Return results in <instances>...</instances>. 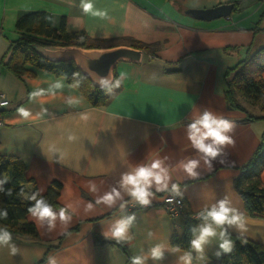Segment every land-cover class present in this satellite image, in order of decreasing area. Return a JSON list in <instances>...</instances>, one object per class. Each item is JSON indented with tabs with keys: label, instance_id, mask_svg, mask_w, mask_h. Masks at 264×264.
<instances>
[{
	"label": "crops",
	"instance_id": "crops-1",
	"mask_svg": "<svg viewBox=\"0 0 264 264\" xmlns=\"http://www.w3.org/2000/svg\"><path fill=\"white\" fill-rule=\"evenodd\" d=\"M91 2L93 11L85 12L81 0H0V91L9 100L0 112V155L24 163L26 186L39 195L53 181L61 183L55 217L29 212L38 239L0 240V264H134L135 257L143 264H188L186 256L190 264H208L233 250L231 239L230 251L220 247L229 239L226 231L264 246V212L248 214L235 187L241 167L261 142L262 112L246 102V111L230 109L225 98L232 69L264 47V0ZM229 3L228 16L203 20L186 13ZM30 12H43L49 27L63 26L69 34L144 43L142 59L116 64L117 85L103 106L91 105L52 71L30 68L33 74L17 75L5 61L10 42L21 36L17 19ZM206 111L233 124L226 133L232 143L218 145L216 157L189 139V125ZM189 160L198 161L196 176L184 168ZM154 161L160 162L154 171L166 180L148 185L144 204L122 180ZM260 177L264 184V168ZM107 194L111 201L104 199ZM167 194L181 197V213L163 208ZM221 201L243 217V227L213 224L215 235L200 250L193 248L200 227L210 222L200 213ZM130 217L125 236H114L118 224ZM188 221L194 222L193 235L182 247L178 240ZM157 246L159 259L151 256Z\"/></svg>",
	"mask_w": 264,
	"mask_h": 264
},
{
	"label": "trees",
	"instance_id": "trees-1",
	"mask_svg": "<svg viewBox=\"0 0 264 264\" xmlns=\"http://www.w3.org/2000/svg\"><path fill=\"white\" fill-rule=\"evenodd\" d=\"M15 28L21 32V36L10 42L6 67L17 75L33 74L30 68L46 69L55 74L64 76L68 83L81 92L93 106H103L111 92L117 85L116 74L113 83L107 88H98L90 79L81 73L73 61H49L39 55L34 49V44L47 45L38 39L39 36L58 40L56 44H77L85 48L111 47L120 44H128L132 47L144 49V43L128 38L91 39L84 33L69 34L60 29L49 27L46 24L43 12H30L21 15ZM81 36L84 41L76 38ZM74 39V43L71 40ZM264 47L253 55H247L232 69V76L227 81L225 98L230 109L246 111L243 102L252 106H259L264 120ZM248 118H253L247 115ZM264 168V132L261 142L253 157L241 167V171L235 180V187L239 191L245 210L248 214H261L264 212V184L261 181V171ZM24 163L12 156L0 155V234L8 232L9 237L26 239H38L37 229L33 222L27 219V214L37 206L38 201L49 206L52 211L59 208V196L61 183L53 181L46 191L39 195L35 190H29L26 184L30 181L25 173ZM33 195L36 199H30ZM223 227V225H220ZM194 222L188 221L183 237L178 240L182 247H188L193 235ZM229 239L233 240L234 248L219 261H211L208 264H264V246L245 239L239 235H233L226 231ZM97 241L113 240L96 236Z\"/></svg>",
	"mask_w": 264,
	"mask_h": 264
},
{
	"label": "clouds",
	"instance_id": "clouds-1",
	"mask_svg": "<svg viewBox=\"0 0 264 264\" xmlns=\"http://www.w3.org/2000/svg\"><path fill=\"white\" fill-rule=\"evenodd\" d=\"M81 7L85 12L93 11V3L91 0H81ZM103 15V13H98ZM233 127V124L230 120L222 117L216 116L212 112L206 111L198 119H195L189 125V139L192 141L193 145L204 152L209 157H216L219 148L218 145L230 144L232 143L231 137L226 135V133ZM206 139H210V143H205ZM198 164L196 160H189L187 164L184 165V168L191 176H196L197 173L194 171ZM160 167L159 161H154L150 166L141 165L136 167L133 172L123 176L122 184L124 186H133L129 189L131 194L138 199L141 203L147 204V197L150 195L147 191L148 185L153 181L159 183L161 180H166V176H162L160 172L154 171ZM163 171V170H161ZM167 186L166 184L164 185ZM173 191L179 194V187L173 186ZM115 195H119V192H116ZM30 199H36V196L33 195ZM104 199L106 201H111L113 199L112 194H107ZM31 211L35 214L38 213L40 217H55V213L49 206L43 204L42 201L37 202V206ZM61 216L64 215L63 211L60 213ZM200 215L205 221H210L205 225H202L199 229V235L191 241L192 247L200 250L202 245L207 242L208 237L215 235V229L213 224L220 226L224 224L228 225H239L243 227V217L237 214L233 209H230L226 206L225 201H221L218 206H213L211 209L201 212ZM131 220V217L127 221H121L118 226L115 228L113 235L117 238H123L127 226ZM221 237H224L225 232L221 230ZM9 239V233L3 232L0 234V240L7 241ZM220 247L228 252L232 248V241L230 239H223ZM219 255V253H217ZM151 256L155 259H159L162 256V251L159 246L154 247L151 250ZM186 262L190 264V258L184 257ZM134 264H143V258L135 257Z\"/></svg>",
	"mask_w": 264,
	"mask_h": 264
},
{
	"label": "water",
	"instance_id": "water-1",
	"mask_svg": "<svg viewBox=\"0 0 264 264\" xmlns=\"http://www.w3.org/2000/svg\"><path fill=\"white\" fill-rule=\"evenodd\" d=\"M232 9L233 4L229 3L208 9H188L186 13L205 20L228 16ZM33 49L49 61H73L79 71L98 88H107L113 83L114 68L118 62H139L143 54L141 49L125 44L94 48L74 44H34ZM2 110L3 108L0 109Z\"/></svg>",
	"mask_w": 264,
	"mask_h": 264
},
{
	"label": "built area",
	"instance_id": "built-area-1",
	"mask_svg": "<svg viewBox=\"0 0 264 264\" xmlns=\"http://www.w3.org/2000/svg\"><path fill=\"white\" fill-rule=\"evenodd\" d=\"M9 105V100L3 92L0 91V109ZM3 120L0 118V125H3ZM163 208L171 215H176L182 212L183 201L181 197L177 195L167 194L163 199Z\"/></svg>",
	"mask_w": 264,
	"mask_h": 264
},
{
	"label": "rangeland",
	"instance_id": "rangeland-1",
	"mask_svg": "<svg viewBox=\"0 0 264 264\" xmlns=\"http://www.w3.org/2000/svg\"><path fill=\"white\" fill-rule=\"evenodd\" d=\"M38 39L44 41V42H47L46 44H56V42H58V40H55V39H52V38H47V37H44V36H39ZM76 40L78 41H84V39H82L81 36H78L76 38ZM72 43H74V39L71 40ZM74 45H77V44H74ZM4 109V108H3ZM1 112V111H0ZM1 126V125H0Z\"/></svg>",
	"mask_w": 264,
	"mask_h": 264
}]
</instances>
